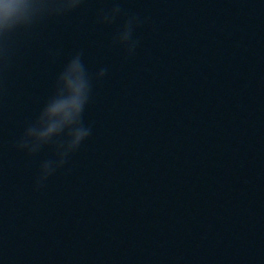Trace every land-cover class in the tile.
<instances>
[{"label": "water", "instance_id": "obj_1", "mask_svg": "<svg viewBox=\"0 0 264 264\" xmlns=\"http://www.w3.org/2000/svg\"><path fill=\"white\" fill-rule=\"evenodd\" d=\"M78 55L91 134L68 152L27 130ZM0 170L157 264H264V0H81L0 39Z\"/></svg>", "mask_w": 264, "mask_h": 264}, {"label": "clouds", "instance_id": "obj_2", "mask_svg": "<svg viewBox=\"0 0 264 264\" xmlns=\"http://www.w3.org/2000/svg\"><path fill=\"white\" fill-rule=\"evenodd\" d=\"M81 0H0V39L22 28H29L38 17L47 11L65 13L80 6ZM118 13V9L116 10ZM105 17V20H108ZM126 44L133 52V21L128 20L115 38ZM106 69H101L97 78L104 77ZM59 92L45 104L37 124L28 128L27 135L39 142H47L53 136L68 133L67 151L78 150L90 136L91 128L81 123L84 110L89 103L92 82L80 56L68 61L59 77ZM20 148L26 147L24 143ZM52 174L50 165H45L37 179V187Z\"/></svg>", "mask_w": 264, "mask_h": 264}]
</instances>
